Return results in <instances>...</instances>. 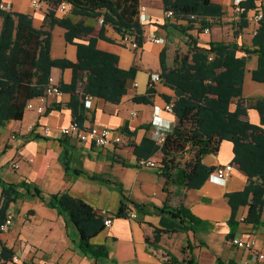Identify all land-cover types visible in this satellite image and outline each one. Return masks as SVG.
I'll return each mask as SVG.
<instances>
[{
	"label": "crops",
	"instance_id": "obj_1",
	"mask_svg": "<svg viewBox=\"0 0 264 264\" xmlns=\"http://www.w3.org/2000/svg\"><path fill=\"white\" fill-rule=\"evenodd\" d=\"M0 1L7 10L32 15L34 27L47 26L45 15L49 10L45 12L46 3L40 2V8L33 9L30 0ZM212 1L225 8L231 3V0ZM135 6H138L139 13L141 6L145 8L143 45L136 50L131 49L121 43V36L108 25L104 26L105 36L111 41L98 40L96 43L99 50L117 56L120 69L127 70L134 63L138 67L134 79L127 83L130 94L118 104L99 98H85L87 111L82 125V128L97 126L120 132L127 126L134 135L129 138L122 134L123 144L129 141L139 144L144 137L153 138L154 131L166 133L172 129L175 118L171 112L165 111L167 103L164 97L174 99L175 91L165 86L162 80L152 83L151 75L160 74L159 56L163 50L167 66L173 64L175 52L187 51L179 29L162 27L169 18L165 16L161 0H138ZM54 13L55 17L68 18L74 23L83 22L87 26H95L100 20L74 15L70 9L61 13L58 6ZM169 21L180 28L185 26L182 21ZM233 26L236 27V23ZM257 26L249 23L247 28L242 29L251 32L250 45ZM51 31V58L75 60L76 46L65 42V30L53 26ZM188 33L205 47L211 41L241 45L240 36L219 39L222 34L220 27L212 28L209 36L198 34L195 30ZM150 38H160L161 42H152ZM256 66L257 57L252 56L246 64L242 96L264 100V84L251 79V72ZM51 78L54 84H69L72 71L53 68ZM150 86H153L155 93L149 97V103L132 100L135 94L139 97L148 93ZM69 100L70 95L67 93L49 96L43 114L25 110L22 120L0 127V180L16 185L25 182L30 187L28 192L18 187L21 197L8 209V213L13 215L12 225L0 234L3 245L13 249L14 256L18 258V262L6 264H165L166 252L179 260L186 258L181 248L187 243L192 248L196 264H245L251 253L231 244L227 239L230 233L234 239L251 241L252 251L264 254V217L258 225L244 223L242 219L247 214V206H240L234 224L231 227L228 224L231 208L226 195L240 191L246 185V177L237 168H233L225 183L211 173L198 189L181 192L176 186H171V195L167 198L163 191L164 179L157 171L162 156L159 152L147 160L153 166H144L141 164L144 160L138 161L124 146L101 148L81 142L76 133L62 136L60 129L72 122L71 111L67 107ZM57 105L59 109H56ZM234 108L235 103L232 110ZM247 119L255 125L261 121L258 112L252 108L247 109ZM46 126L50 127V131L44 135L41 129ZM232 158V144L222 141L217 154L205 155L202 162L214 170L219 165L231 163ZM63 162L68 163V172ZM14 164L18 166L16 169H13ZM74 170H82L89 176L99 178L75 176ZM35 188L41 191L40 195L45 199L49 195L65 192L108 214L117 211L122 191L130 201L129 213H135L136 218L113 219L109 227L91 239L93 244L104 245L108 250V258L97 262L79 252L74 227H67L65 219L55 209L46 206L39 196L34 195ZM1 193L0 187V202ZM181 193L184 196L182 200ZM165 202L171 207H178L182 202L198 223L186 222L181 225L180 220L161 211ZM135 204L145 205L148 213L137 211ZM156 233L159 241L158 247L154 248L147 243L146 238L152 242ZM260 264H264V260Z\"/></svg>",
	"mask_w": 264,
	"mask_h": 264
},
{
	"label": "trees",
	"instance_id": "obj_2",
	"mask_svg": "<svg viewBox=\"0 0 264 264\" xmlns=\"http://www.w3.org/2000/svg\"><path fill=\"white\" fill-rule=\"evenodd\" d=\"M50 10L45 15V25L36 28L33 16L27 13L0 9V127L7 123L20 121L23 118L26 104L43 95L49 85L53 68L70 69L72 80L69 84L59 83L58 89L70 95L67 107L71 111L72 122L83 127L86 120L85 98L104 99L105 102L118 104L130 94L127 88L129 80H133L138 67L127 70L117 66V56L96 46L98 40L111 41L105 36L104 26L115 29L120 36L127 34L138 46L143 45V23L139 21L138 0H46ZM65 1L70 11L83 18L89 17L102 23L95 26L74 23L68 18L55 17L54 9ZM163 11L172 12L176 22H185L180 28L168 19L163 28L179 29L187 46L186 53L175 52L173 64L167 66L165 50L160 53V78L163 84L174 92V99L164 97L167 104L172 105L175 124L164 136V141L157 144L152 138L144 137L139 144L132 141L124 146L138 161H147L159 152L162 156L158 163V174L164 179L163 191L167 198L171 195V186L182 190L198 189L213 172L212 167L203 164L205 155H216L222 141L232 144L233 158L231 164L246 177V185L237 192L226 195L231 208V227L237 209L247 206L244 223L258 225L264 217V100L246 99L242 96L246 64L252 56L257 57V66L251 72L253 81L264 84V0H238L233 8L238 7L240 31L249 26L248 13L261 11L262 17L256 23L257 28L251 38V45L211 41L201 46L195 36L206 28L210 29L211 19L222 17L227 11L224 5L212 0H161ZM1 2V1H0ZM258 3L260 5L258 6ZM171 19V18H170ZM58 26L65 30L64 40L76 46L75 60L66 58L52 59L50 55L52 35L51 29ZM48 29H47V28ZM142 96H132L139 103H149L155 91L153 86ZM235 103V108H230ZM59 109V106H55ZM255 109L260 117L259 125L249 122L247 109ZM122 134L131 138L134 132L124 126ZM68 172V163L63 162ZM73 174L87 175L82 170H74ZM0 227L4 225L10 205L21 197L18 187L29 191L25 182L19 185L7 184L0 180ZM46 206L57 211L65 219L66 226L74 227L79 252L95 261L108 258V250L104 245H95L91 239L104 231V216L85 201L61 192L49 195L47 199L34 189ZM181 200L183 194L181 193ZM130 201L121 191V200L111 219L129 218ZM162 212L178 219L181 225L186 222L198 223L182 204L171 207L165 202ZM135 209L148 213L146 206L135 204ZM161 232L160 230H158ZM2 232L0 231V234ZM153 241L146 238L147 243L158 247L159 236L155 234ZM227 239H233L232 233ZM186 258L179 260L169 252L165 253V264H196L189 243L181 248ZM15 253L0 240V264L13 261Z\"/></svg>",
	"mask_w": 264,
	"mask_h": 264
},
{
	"label": "built area",
	"instance_id": "obj_3",
	"mask_svg": "<svg viewBox=\"0 0 264 264\" xmlns=\"http://www.w3.org/2000/svg\"><path fill=\"white\" fill-rule=\"evenodd\" d=\"M30 5L33 9H39L40 8V0H30ZM70 5L69 3H65L62 2L58 5V10L61 13H64L66 11H69L70 9ZM0 9L2 10H7L4 6V4H2L0 2ZM144 6H141V15H140V21L143 22L145 20V12H144ZM235 11H239L240 9L238 7L234 8ZM172 12H165V16L167 18H172ZM262 14L261 11H256L254 13V22L258 23V21L261 19ZM99 23H102V20H99ZM209 29L206 28L204 30V33H208ZM152 42L155 43H160L161 39L160 38H150L149 39ZM121 43H123L124 45H127L128 47H130L131 49H138L139 46L136 44V42L134 41V39L130 36H128L127 34L121 36ZM49 85L47 86V88L45 89V92L43 95H40L39 97L29 101L26 104L25 110H35L38 114H43L46 110V101H47V97L49 96H60L62 95V92L58 89L57 84H54L53 80L51 77L49 78ZM151 81L153 82H160L161 78L159 74H152L151 75ZM91 97L86 98L89 99ZM165 111L167 112H172V105L171 104H166L164 107ZM155 118V117H154ZM153 123L155 124V122L153 121ZM161 124V121H160ZM42 133L44 135H47L50 131V127H43L42 129ZM72 133H76L77 138L84 143H91L97 147H101V148H105L108 146H116L119 145L123 142V135L120 131L118 130H113V129H109V128H99L97 126H88V128H81L78 126V124L74 123V122H70V124L64 128L60 129V134L62 136H68ZM165 133L157 130L154 131L153 133V138L152 140H154L155 142H157V144H161L165 139H164ZM12 138L14 139L15 136H12ZM141 164L144 166H153L149 161H141ZM18 166L16 164L13 165V169H16ZM234 166L231 163H227V164H223V165H219L217 167L214 168L212 174H214V176L219 179V180H223L226 179L227 176L229 175V173L233 170ZM100 213L105 217L104 218V226L105 228H107V226L109 227L112 219L110 217V215L105 211V210H101ZM130 218H136V214L135 213H128ZM12 220H13V215L11 214H7L6 215V219L4 222V225H2L0 227V231L3 233L5 232L10 225H12ZM243 220V219H242ZM230 243L233 244L235 247L240 248V249H245V250H249L251 253V257L249 260H247L245 262V264H260L261 262H263L264 260V254L261 252H256V251H252V247L253 244L251 243V241H242L239 239H232L230 240ZM13 261L14 262H18V258L17 256L13 257Z\"/></svg>",
	"mask_w": 264,
	"mask_h": 264
},
{
	"label": "rangeland",
	"instance_id": "obj_4",
	"mask_svg": "<svg viewBox=\"0 0 264 264\" xmlns=\"http://www.w3.org/2000/svg\"><path fill=\"white\" fill-rule=\"evenodd\" d=\"M238 0H231V3L227 6L226 5V12L225 14L220 17V18H216V19H211L210 20V23H211V27L209 29V32L208 34L207 33H204L205 35L209 36L211 35V29L212 28H215V27H220L222 29V34L220 35V38L219 39H222V40H227V38H231L232 36L233 37H241V44L242 45H246V46H249L250 45V35H251V32L249 30H245V31H239L237 29V27L233 26L235 23H238L239 22V13L237 11L234 10L232 4L233 3H236ZM40 2H43V3H46L48 6H45V12H47L48 10H50V7L51 5L48 4L47 1L45 0H40ZM260 5V3H258V6ZM44 7V6H43ZM57 8V7H56ZM254 13L255 11H250L248 13V20H249V23L251 25H255L256 23L254 22ZM70 14V12H69ZM68 14V15H69ZM141 15V13H139V16ZM169 20H172V22H176L174 18H171ZM139 21H140V17H139ZM145 22V20L143 21V23ZM185 24V22H183ZM235 31V32H234ZM55 37V36H54ZM230 108H233V103L231 104ZM227 180L226 179H223V183H225Z\"/></svg>",
	"mask_w": 264,
	"mask_h": 264
}]
</instances>
